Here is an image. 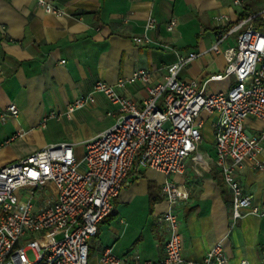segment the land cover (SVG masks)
<instances>
[{"label": "crops", "instance_id": "1", "mask_svg": "<svg viewBox=\"0 0 264 264\" xmlns=\"http://www.w3.org/2000/svg\"><path fill=\"white\" fill-rule=\"evenodd\" d=\"M47 1L60 13L47 12L37 0H0V114L13 102L19 108L16 117H0V168L61 142H72L82 160L87 142L120 115L116 105L96 92L94 104L66 116L68 106L78 96L90 94L98 80L142 104L148 90L139 80L128 81L134 72L149 69L155 80H161L168 64L194 51L200 55L180 71V77L200 79L210 92L230 90L236 82L233 76L211 78L223 73L227 64L224 54L214 53L211 46L220 31L264 7V0ZM150 15L158 28L148 27ZM217 15L228 21L218 22ZM171 18L177 25L168 30ZM145 35L150 41L134 39ZM236 40L237 33L229 35L222 48L234 46ZM121 79L127 81L120 87ZM55 112L61 116H51ZM198 120L214 141L219 114L202 111ZM246 124L251 133L264 135L262 119L250 116ZM262 147L264 160V139ZM204 158L205 165L189 158L183 173L170 176L190 192L177 206L185 264H202L217 241L223 242L228 264L259 263L264 259V218L247 213L233 224L232 193L216 166L215 148L210 159ZM237 177L256 202L262 201L264 170L248 161ZM165 178L151 167L131 170L128 186L113 199L112 212L99 222L98 233L90 240V264H100L108 247L118 255L135 253L150 264H161L170 234L157 221L168 209L161 190Z\"/></svg>", "mask_w": 264, "mask_h": 264}, {"label": "built area", "instance_id": "2", "mask_svg": "<svg viewBox=\"0 0 264 264\" xmlns=\"http://www.w3.org/2000/svg\"><path fill=\"white\" fill-rule=\"evenodd\" d=\"M37 1L47 12L60 13L47 0ZM215 19L228 21L225 15ZM176 25L177 19L171 18L167 28L173 30ZM157 26V19L150 15L148 27ZM227 27L211 46L214 53L224 54L227 64L223 73L211 78L233 76L236 82L230 90L210 92L200 79L180 77V71L200 55L194 51L168 64L161 80H155L149 69L134 72L128 81L139 80L148 90L142 104L98 80L90 94L78 96L68 106L66 116L71 118L77 108L94 104L96 92L116 105L120 115L112 126L87 142L82 160L77 158L72 142H61L0 168V264H90V240L97 235L99 222L112 212L113 199L128 186L135 166L165 174L161 190L168 209L157 221L170 234L161 264H185L177 206L190 192L170 176L183 173L189 158L205 165L200 151L204 123L198 120L202 111L219 114L214 130L215 161L231 189L233 224L247 213L264 218V198L256 202L237 177L248 161L264 170L260 157L264 135L251 133L246 124L250 116L264 121V7ZM233 33H237L236 44L223 49L222 44ZM134 39L150 41L146 35ZM126 81L121 79L117 84L121 87ZM18 114L13 102L0 117L5 120ZM51 116L60 117L61 113ZM29 251H33V259ZM228 260L223 242L217 241L202 264H228ZM242 263L250 264L248 260ZM100 264L150 262L135 253L118 255L108 247ZM257 264H264V259Z\"/></svg>", "mask_w": 264, "mask_h": 264}, {"label": "rangeland", "instance_id": "3", "mask_svg": "<svg viewBox=\"0 0 264 264\" xmlns=\"http://www.w3.org/2000/svg\"><path fill=\"white\" fill-rule=\"evenodd\" d=\"M207 129L210 130V127L212 125V120H208L207 121ZM203 132V139L200 143V151L201 153L207 158V159H210V155H213L214 154V148H215V143L214 141H212L211 137H208L204 130L202 131ZM29 256L33 259L34 258V253L33 251H29Z\"/></svg>", "mask_w": 264, "mask_h": 264}]
</instances>
